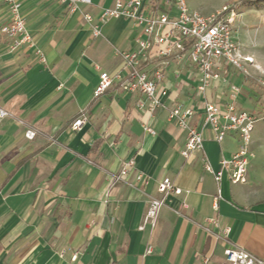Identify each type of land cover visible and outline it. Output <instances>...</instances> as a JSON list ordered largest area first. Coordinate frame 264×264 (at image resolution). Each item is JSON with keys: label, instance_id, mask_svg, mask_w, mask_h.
Instances as JSON below:
<instances>
[{"label": "crops", "instance_id": "1", "mask_svg": "<svg viewBox=\"0 0 264 264\" xmlns=\"http://www.w3.org/2000/svg\"><path fill=\"white\" fill-rule=\"evenodd\" d=\"M113 1L80 7L97 18ZM20 3L45 60L26 45L10 52L0 33V107L38 131L28 139L14 118L0 120V264H203L205 256L208 264H219L227 243L204 230L211 217L217 221L208 225L213 232L228 227L230 243L264 260V146L253 136L255 125L246 182L224 175L217 184L203 160L218 170L220 159L238 149L237 136L216 142L205 128L202 149L184 158L185 132L166 120L165 111L173 103L193 106L190 122L199 126L203 102L230 100L229 85L236 84V105H252L256 123L264 126V95L230 66L200 94L184 58L165 67V107L152 116L136 106L144 99L140 94L124 92L116 82L95 97L100 71L120 70V54L135 49L140 29L111 18L94 38L80 12L68 13L64 3ZM8 18L0 0V27ZM81 111L87 120L72 130ZM131 158L126 182L107 190L109 174ZM137 173L147 182L137 181ZM165 177L181 193L167 197L151 229L144 222L147 200L160 195L157 184ZM148 245L152 251L145 254Z\"/></svg>", "mask_w": 264, "mask_h": 264}, {"label": "built area", "instance_id": "2", "mask_svg": "<svg viewBox=\"0 0 264 264\" xmlns=\"http://www.w3.org/2000/svg\"><path fill=\"white\" fill-rule=\"evenodd\" d=\"M56 1L64 3L70 14L80 12L94 38L101 34L100 24L111 18H124L140 29V35L135 38V49L120 54L122 60L120 70L112 74L100 71L93 90L95 97L103 94L116 82L120 90L140 94L144 99L138 100L136 106L152 116L157 109L165 107L162 97L167 95L168 89L163 85L164 70L172 60L186 59L191 67L190 76L196 80V88L200 94L205 93L213 80L219 79V70L223 66H230L237 73L248 75L246 65L252 63V58L242 56L240 53L233 28L236 12L231 5H222L215 11L203 15L191 10L185 0H114L111 6L102 8L98 17L94 18L89 11L80 7L90 5L91 0ZM4 2L9 18L8 22L0 27V33L8 40V50L14 52L18 47L26 45L33 49L40 61H44L42 51L35 46L26 27L20 0ZM149 65L151 68H148ZM256 83L264 87V80L257 78ZM229 91L231 97L226 102H203L199 126L190 122L196 113L193 106L173 103L165 107L166 120L185 132L184 146L180 151L184 158L202 149L205 128L211 131V137L216 142L229 135L237 136L238 149L228 158L220 159L218 170H213L210 163L203 160L204 170L212 175L217 184L224 175L232 183L246 182L247 169L254 157L250 148L252 131L259 119L253 112L236 105L235 98L240 92V86L230 84ZM6 117L14 118L10 112L0 107V120ZM14 119L26 127L24 131L26 138L32 139L38 133L22 120ZM86 120L85 112L81 111L71 123V129H80ZM143 129L147 133L155 134L147 124H144ZM133 166L134 160L131 158L123 162L117 172L110 173L107 190L120 182H126ZM136 180L147 182L139 173L136 174ZM157 191L160 195L147 200L144 214V222L148 223L151 229L156 226L159 211L165 205L167 197L181 193L167 177L158 182ZM185 207L184 204L183 208ZM205 221L204 230L227 243L219 264H264L263 259L227 240L228 227L213 232L208 225L217 226L216 219L211 217ZM151 251V246L148 245L145 254ZM75 257L76 254L72 259ZM208 263L209 258L205 256L203 264Z\"/></svg>", "mask_w": 264, "mask_h": 264}, {"label": "rangeland", "instance_id": "3", "mask_svg": "<svg viewBox=\"0 0 264 264\" xmlns=\"http://www.w3.org/2000/svg\"><path fill=\"white\" fill-rule=\"evenodd\" d=\"M188 7L200 14H208L228 4L234 7V36L242 56L252 58V63L246 65L248 75H243L245 84L258 94L264 95V87L257 85L256 79L264 80V7L247 4L244 0H185ZM264 105V100L260 103ZM244 109L253 110L252 105ZM257 134L264 146V126L262 121L255 124L253 136Z\"/></svg>", "mask_w": 264, "mask_h": 264}, {"label": "trees", "instance_id": "4", "mask_svg": "<svg viewBox=\"0 0 264 264\" xmlns=\"http://www.w3.org/2000/svg\"><path fill=\"white\" fill-rule=\"evenodd\" d=\"M249 5L264 7V0H244Z\"/></svg>", "mask_w": 264, "mask_h": 264}]
</instances>
